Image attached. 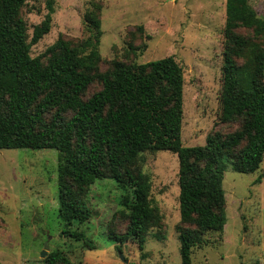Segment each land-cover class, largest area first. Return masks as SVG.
<instances>
[{"label": "trees", "instance_id": "16d2710c", "mask_svg": "<svg viewBox=\"0 0 264 264\" xmlns=\"http://www.w3.org/2000/svg\"><path fill=\"white\" fill-rule=\"evenodd\" d=\"M24 2L0 0V150L58 152L60 235L89 250L93 244L78 229L91 214L82 200L88 188L103 178L115 183L128 221L123 233H109L108 239L117 244L137 241L141 248L158 212L149 199L147 175L131 168L144 152L176 154L180 223L195 226L180 230L179 256L181 264H193L192 250L202 244L201 235L221 233L225 225L226 162L237 173L252 174L264 157V46L234 32L242 27L259 36L263 22L248 0H225L219 120L243 116L244 121L240 130L226 136L208 135L204 146L184 147L183 77L172 56L141 64L115 61L109 71L94 76L100 20L85 13L88 39L79 46L56 40L46 49L49 58L43 65L30 57V48L49 32L54 0L46 1L47 13L29 41L19 16ZM94 78L102 87L83 101ZM51 109L55 112L47 122L44 115ZM44 261L69 264L60 252Z\"/></svg>", "mask_w": 264, "mask_h": 264}, {"label": "rangeland", "instance_id": "374dc122", "mask_svg": "<svg viewBox=\"0 0 264 264\" xmlns=\"http://www.w3.org/2000/svg\"><path fill=\"white\" fill-rule=\"evenodd\" d=\"M46 1L25 0L19 9L27 41L47 13ZM248 5L264 24V0H248ZM53 8L50 30L31 46V58L45 65V51L58 39L81 45L90 35L83 15L92 13L101 32L92 75L109 71L115 61L141 64L172 56L183 77L182 146H204L208 135L223 137L240 130L243 116L219 120L225 0H54ZM234 32L264 46V32L257 36L242 27ZM101 87L94 78L81 99ZM54 112L44 115L47 122ZM57 160L54 149L0 150V264H47L45 257L53 252L69 264H181L178 234L195 226L180 223L176 154L144 152L131 168L147 175L149 199L158 212L141 248L137 241L117 244L108 239L109 233H123L128 221L118 204L119 189L109 178L95 181L82 197L91 214L78 229L93 249L60 235L64 226L57 212ZM222 189L223 231L201 235L192 263L264 264V157L252 174L237 173L226 162ZM45 242V257L40 258Z\"/></svg>", "mask_w": 264, "mask_h": 264}, {"label": "water", "instance_id": "95a60500", "mask_svg": "<svg viewBox=\"0 0 264 264\" xmlns=\"http://www.w3.org/2000/svg\"><path fill=\"white\" fill-rule=\"evenodd\" d=\"M47 249V245H46V242L44 243L43 245V250L41 251L40 253V258H44L45 257V250ZM122 259V257H120Z\"/></svg>", "mask_w": 264, "mask_h": 264}]
</instances>
